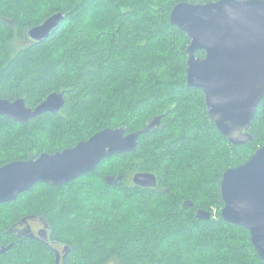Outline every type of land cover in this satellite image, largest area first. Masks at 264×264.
I'll return each instance as SVG.
<instances>
[{
  "label": "trees",
  "instance_id": "obj_1",
  "mask_svg": "<svg viewBox=\"0 0 264 264\" xmlns=\"http://www.w3.org/2000/svg\"><path fill=\"white\" fill-rule=\"evenodd\" d=\"M216 1L0 0V98L25 99L30 108L54 93L65 99L60 113L26 124L0 117V167L73 148L107 128L130 134L162 117L135 153L0 203V247H10L0 264H22L33 250L57 264L50 242L16 238L22 219L40 217L51 240L71 247L62 264H264L250 232L221 217L223 174L264 146V99L253 140L233 145L209 117L204 92L188 85L191 39L170 22L180 3ZM58 13L65 18L45 41L27 43L30 28ZM137 173L154 174L157 187L135 185ZM108 177L122 179L108 184Z\"/></svg>",
  "mask_w": 264,
  "mask_h": 264
},
{
  "label": "water",
  "instance_id": "obj_2",
  "mask_svg": "<svg viewBox=\"0 0 264 264\" xmlns=\"http://www.w3.org/2000/svg\"><path fill=\"white\" fill-rule=\"evenodd\" d=\"M64 18L63 14H54L43 24L30 28L27 43L45 41ZM170 22L191 39L186 68L188 85L204 92L209 117L223 136L235 146L246 145L253 140L251 125L264 99V0L180 3L172 10ZM198 51H204L205 57H197ZM64 105L61 93L50 95L35 108L28 107L25 99L0 98V117L26 124L45 114H58ZM161 121L162 117H156L144 129L130 134L125 128H107L73 148L0 167V203L16 201L38 183L61 186L93 172L106 158L135 153L141 135L157 131ZM121 179L108 177L107 182L117 184ZM133 183L155 188L158 180L154 174L137 173ZM221 194L222 219L250 232L252 244L264 263V146L244 164L225 171ZM191 206L193 203L188 202L185 208ZM198 215L205 220L211 218L204 211ZM43 231L41 237L47 233L46 229ZM9 249L0 247V254ZM63 249L66 259L71 247ZM55 252L56 263L60 264V253Z\"/></svg>",
  "mask_w": 264,
  "mask_h": 264
},
{
  "label": "flooded vegetation",
  "instance_id": "obj_3",
  "mask_svg": "<svg viewBox=\"0 0 264 264\" xmlns=\"http://www.w3.org/2000/svg\"><path fill=\"white\" fill-rule=\"evenodd\" d=\"M46 229V234L45 237H41L40 233L44 232L43 230ZM14 232L16 233V238L17 239H37L41 240L44 243H51L54 247V251H57L60 253V264H62L65 261L64 258V249L58 245L55 241L51 240V233L49 230V227L47 226V222L43 218H25L22 219V221L15 226ZM56 253V252H55Z\"/></svg>",
  "mask_w": 264,
  "mask_h": 264
},
{
  "label": "rangeland",
  "instance_id": "obj_4",
  "mask_svg": "<svg viewBox=\"0 0 264 264\" xmlns=\"http://www.w3.org/2000/svg\"><path fill=\"white\" fill-rule=\"evenodd\" d=\"M133 181V179H132ZM2 209L0 208V215ZM66 227V226H65ZM70 229L69 226H67ZM107 235H109V231H104ZM22 264H45V257L41 253H37L36 251H30L24 259H21ZM116 264V263H112Z\"/></svg>",
  "mask_w": 264,
  "mask_h": 264
}]
</instances>
